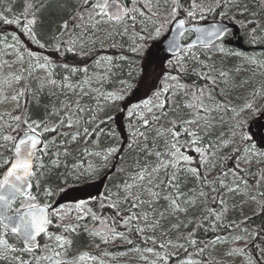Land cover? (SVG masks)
<instances>
[{
    "label": "rangeland",
    "instance_id": "obj_1",
    "mask_svg": "<svg viewBox=\"0 0 264 264\" xmlns=\"http://www.w3.org/2000/svg\"><path fill=\"white\" fill-rule=\"evenodd\" d=\"M16 1L17 0H12V3H15ZM123 1L124 3H128V0ZM201 1L202 5L206 4V0ZM31 3H33L36 9L41 5L40 0H32ZM80 7H83V1ZM138 7L144 12L143 16L137 13L135 22L129 21L128 23H121L119 25L113 23H101L96 24L93 27V22L89 19L88 9L85 10L87 14H81L84 16L83 20H81L80 17L73 19L71 26L68 25L66 33L62 32V36H66L68 39L66 43L63 44V47H66V49L71 51L72 54H77L75 55L77 57H75L76 59H74L73 62L69 61L65 63L60 59L58 60V46L46 47L42 53L30 51L33 53V56L30 57L28 55V44L20 35H18L17 31L12 30L2 35L0 37V53L7 52V54H0V62L7 61L8 63L3 64V67L0 68V133L10 134L11 132H15V134H18L19 128H17V124L12 122L11 127H9V122L11 117L18 116V114L23 111V108L21 107L22 101L20 96L18 100H13L12 96L20 90L25 78L32 82L36 89L41 94H44L48 100L53 101L55 107L60 106L63 112H66L68 109L62 106L78 102L81 104L80 107L84 109V112L90 114L89 119H86L84 123H82V131L77 140H70L69 144L72 145V147H78L81 140L88 135L84 133V129H88L89 125L95 123L104 115L115 113V118L120 127H122L125 120L124 117H126V110L123 109V105L127 101L128 95L134 94V96H140L143 93V89L137 85L140 78H142V73H140L141 71L138 73L135 62L140 59L139 67H142V60L145 62L152 60L155 63L157 61L165 60V54L160 52V50L162 49L163 41L170 33L168 29L172 26L165 25L162 34L159 37H156L154 33H152L154 20L156 18L152 17L151 13H149L144 7L143 0H138ZM157 10L162 13L163 11L169 10V6L165 5L163 0H161V3L157 6ZM225 12L226 15H221V13H219L216 20H205L206 16L204 15L203 19H200L197 16L195 19L190 18L188 22V24L196 25L218 21L233 25L238 31L234 34H230L229 37L226 38V41L224 40V52L218 51L215 47L206 52L207 55L203 57H201L199 52L194 50H187L184 54L178 56L183 62L187 59L185 62L186 67L182 71L183 73H190L191 71L192 76H199L209 82L211 80L205 79L203 75V73H208V70L204 71L194 68V62H197L192 59V52H195L199 61L207 63L212 68L210 73L216 75V77L211 75L216 81L215 84H213V87H216L219 84L223 98L226 100L223 103L217 102L215 99L212 100L207 98L205 100L206 104L210 107H216V105L221 106L219 110L214 111L211 114L212 117H214V127L209 131V134H202L201 147L208 144L212 145V148L209 149V151L212 152L213 155L205 158L208 162L202 163L201 155L196 151L188 153L192 158L191 168L199 170L200 167L209 166L213 174H216L222 169L224 159H226L229 153L236 151L235 148L237 147L236 149H238V146L244 145L241 152L239 151L242 163H244L242 157L245 155L243 151L245 144H248L249 147L254 145V151L264 152V122L262 121V118H264V0H229L222 13ZM181 17L182 16H180V18ZM243 19H246L247 21V28L246 24L242 23ZM250 19L253 21H249ZM249 26L256 28V32L255 36H253L252 30H248L251 31V33L250 35L248 34V37L246 38L245 36L247 34L246 32H248L247 29ZM125 29H127V31H125ZM13 34L20 39L22 46L17 45V48L23 54V60L16 63H13V61L16 60L15 52L13 49L6 47L7 44L15 43L12 39ZM150 34L152 38H149ZM141 36L144 37L143 40L141 39ZM5 37H7V40H5ZM192 37V34L186 35L184 42H189ZM73 41L75 43H72ZM234 41H237L239 46H243L244 42H246L251 49L248 51L241 48L238 49L233 45ZM132 47H137L139 50L134 53L130 51ZM109 51H112L114 55L109 54ZM141 51L145 54L139 55ZM87 52L98 53L96 59L90 64V67L86 62L80 60V58L84 56L83 54ZM153 54L155 55L153 56ZM209 56H211V59H208ZM44 58H47L50 62L51 75H49V70L37 67L38 62H45ZM126 64L129 67L126 66ZM151 64L158 66L157 63L154 64L151 62ZM58 68H60V70H58ZM72 69H76V71H72ZM29 71L31 74H29ZM220 71L226 72L227 77H220ZM10 73L20 74L22 78L17 82L9 76ZM176 77H178L179 84L185 86L181 76L176 75ZM50 79L55 80L56 83L49 84L48 81ZM42 83L44 85L43 87H41ZM168 83L176 84L177 82L168 81ZM61 85L65 86L61 87ZM126 85H130V87H126ZM186 89L188 95H186L185 91L180 88L173 89L175 95H172L171 93L166 94V96H169L171 106L173 107L171 110L173 120L177 119L181 121L192 118V109L185 106L186 102L191 97L188 87H186ZM124 92H126V94ZM254 92L259 93L255 98H253ZM114 93L122 94L123 99H110L109 94ZM207 93H209V91H205L206 95ZM149 99V97L143 96L139 99L141 100L139 103L132 104L130 107V110L134 109L137 113L131 117L136 121L135 131L137 133L139 146L137 150L133 152V163L130 167L127 178H125V182L129 180L130 175L135 173L143 165L145 159H147L149 163L155 160L154 155L146 158L143 149L147 147L153 153L162 150L166 147L165 140L170 135L165 133L162 137L157 136L158 130L163 132L164 129L167 128L161 126L157 120H152L153 115L156 117L158 116V112L155 108H153L151 113L143 107L136 108L137 105L142 106L143 102ZM164 99L165 96L162 95L160 100ZM253 99L259 110L249 109L243 113V116L246 117L244 130L251 137V140L247 142L240 141L237 136L232 143H229L227 146H222V140L230 139L229 128L233 117H231V115H234L233 110L239 109L246 102L253 101ZM153 101L155 102V99ZM170 101L168 102L169 106ZM127 116L131 118L129 115ZM143 118L149 119V126L147 128L143 126ZM13 128H17V131H12ZM106 131V145H108L113 138H116V136L113 132L111 133L109 129H106ZM138 132H144L145 136H139ZM0 143H3V141H0ZM154 144L155 147H153ZM63 146L64 143H61L59 147H52V150L54 151L53 160L57 159V154H59V163L67 157L64 152L65 149H67L68 152V148ZM58 148H60V150ZM110 148H115L116 151L109 155L108 149ZM3 151V149H0V152ZM120 152L121 147L119 146L105 147L104 150L98 151L100 155V161L98 162H101L98 166V164L95 163L96 156H98L97 153L93 152V150L84 149L82 156L77 158L73 165L69 166L67 169V173L76 182V186L68 189L65 194L67 195V198H69L64 204L55 209L63 214V219H58L55 216L57 221L62 222L66 220L69 214H72V216L76 218L77 215H86L85 213H79L75 208V205L80 202H85L87 208L91 209L92 214L99 215L102 203L104 202L103 193L106 188V181L110 178L113 172L110 161L113 158H120ZM106 155L107 159L104 158ZM251 163L258 164L260 173L262 171V174H264V155L253 156L251 158ZM197 164H199L200 167H197ZM89 165H92L91 170H88ZM4 169L6 170V166L0 167V171ZM102 172H104L105 175L103 174L99 176ZM169 172H171V169H169ZM253 176L255 175L253 174ZM159 179H165L164 172L160 173ZM183 179L184 181L181 185V191L184 193L192 195L194 192L198 193L201 189L205 191V186L201 185L200 181L194 174L190 172L184 173ZM232 182L233 181L225 182V184L231 186ZM255 182L256 181H254V183H248L247 192L244 191V184L242 182L240 192L227 193L226 189L222 188L224 190L226 203L232 208H240L242 204L249 200V194L254 196L253 193L256 192L257 195L255 197L257 199L258 196H261V193L254 190L256 186ZM164 203L165 202L162 201L161 205ZM43 204L54 206L49 204L48 197H45ZM18 206L19 204L17 203L14 207ZM144 207L145 211H147V206ZM182 207H187L188 210L186 213L177 212L168 216L167 219L160 220V223L155 230L151 227H146L144 221H141L142 225L139 228H144L143 232L146 233V236H148L149 241L152 243V246L149 247L153 249L151 252L147 250L149 248H125L111 253V249L114 246L113 241L122 240L126 243L127 239L124 236L118 235L113 238L114 240L112 241L111 237L102 231L100 232L101 235L91 233L89 238L98 247L107 249L106 251H100L98 254H81L72 261L62 260L53 255V252L58 250L56 247V241L53 240L54 246L50 248L49 251L51 253L47 256L36 257L33 264H52V261L45 259L44 257H53L55 260H60L62 264H169V258L167 257L165 250L171 249L175 252L174 256H181L185 252V249L187 250L190 246V243L185 240V237H187L186 231L195 228L197 220H205V217L208 215L205 214L208 209L205 203V197H199L194 206L182 205ZM159 210L160 209H158V211ZM153 218L154 215L150 212L149 222H151ZM174 224H179L180 227H172ZM184 225H187V227ZM101 236H103L107 242H105V239H102ZM236 236L242 237L241 235L230 234L227 237H222L216 241L207 252V261L211 263L213 262L214 264H256L249 256L242 254L241 252L232 251L233 245L239 241L234 239ZM6 238L9 244L14 246L9 240L11 234ZM169 241H171V244L168 243ZM161 243L165 245L164 248L160 247ZM178 245H183V247H178ZM155 247H157V249ZM230 252L231 254L229 255ZM14 255H19L23 260L28 261L27 252H17ZM80 257H83V259L81 260ZM187 261H191L192 264H206L201 260L191 258H182L181 260H178L177 263L170 261V264H186ZM0 263L18 264L14 259H0Z\"/></svg>",
    "mask_w": 264,
    "mask_h": 264
},
{
    "label": "snow or ice",
    "instance_id": "obj_2",
    "mask_svg": "<svg viewBox=\"0 0 264 264\" xmlns=\"http://www.w3.org/2000/svg\"><path fill=\"white\" fill-rule=\"evenodd\" d=\"M86 5H90L88 8L89 19L93 22V27L96 24L101 23H113L119 25L121 23H128L129 21L135 22L137 18V13L143 16L144 12L138 7V0H128V3H118V0H84ZM144 7L151 13L152 17H155L154 27L152 33L156 37H159L165 29V25L175 26L176 35L169 40L168 51L177 52L182 51L184 48L192 51L196 48L197 44L208 46L212 44L213 41L218 43L214 46L218 51L224 52V38L228 35V28L223 24H214L211 28L203 27H192L187 28L186 25L189 22V18L195 19L199 15L200 19L204 18V6L197 5L195 0L192 2L191 10L186 11V18H180V11L186 9V6L180 3V0H163L165 5L169 6V10L161 11L157 10V6L161 3V0H143ZM43 6V5H41ZM215 6L217 8L226 7V0H215ZM197 8L200 9L199 13ZM10 11V10H9ZM36 9L33 3L30 0H25L24 11L21 16H13L9 19L7 16L0 14V22L4 24H15L21 28V31L29 36L33 41H35L41 48L45 47L44 44H41L36 37L35 25H36ZM208 11H213L212 8H209ZM221 15H226L221 13ZM80 19L83 20L84 16L81 15ZM63 28L67 30L68 25L65 23ZM127 31V29H125ZM169 32L172 31V28L169 27ZM187 32L197 33L196 39L191 43L182 45L180 40L185 36ZM256 28L252 29L253 36H255ZM55 38V37H54ZM149 38H152L151 34ZM13 44H7V48L13 49L16 55V60L13 63L23 60V54L18 50L17 45H21L20 39L18 36L13 34L12 36ZM143 40L144 37L141 36ZM7 40V37H5ZM72 43H75L74 41ZM22 46V45H21ZM142 47V46H141ZM57 50H59L57 48ZM139 49L137 47H132L130 51L137 52ZM0 54L6 55L7 52H2ZM28 55L31 57L33 53L28 52ZM238 55V54H237ZM110 59V58H108ZM192 59L197 63L202 65V68L207 69L208 73L212 71V68L205 62L199 61L196 57L195 52H192ZM211 59V56L208 57ZM44 63H37V67L41 69L49 70L50 72V62L47 58H44ZM177 64H180L181 69H183V61L178 57ZM8 63L7 61L0 62V68L3 67V64ZM175 67V66H173ZM76 71V69H72ZM86 71V69H85ZM208 73H203L205 79H209L215 84V78H213ZM29 74L31 72L29 71ZM13 79L17 82L20 81L22 76L17 73H10ZM220 77H227V73L224 71L219 72ZM67 79V78H65ZM164 83L163 87L157 90L154 93L155 102L152 99L145 100L143 105H137L136 108L143 107L149 113L152 112L153 108L161 110L162 115H166L163 111L166 107L167 96L166 94L171 93L175 95L173 89L180 88L185 91V94L188 95L186 86L180 85L178 82V77L167 75L163 78ZM168 81H176V84H169ZM49 84H55V80H49ZM123 83V82H122ZM43 83L41 87H43ZM65 85H61L64 87ZM130 87V85H126ZM24 95V90L21 89L16 94L12 96L13 100H18L19 96ZM164 95L165 99L160 100V97ZM205 90L198 89L196 92L191 94L190 99L186 102V107L192 109V118L184 119L180 121L178 125L176 121L171 122V127L164 129L163 132L157 131V136H164L165 133L170 134L169 137L165 140L166 147L162 150L155 151L154 153L149 150L147 147L143 149L145 152V157L154 155L155 160L151 163L145 159L143 165L132 175H130L129 180L126 181L123 185L120 195L122 196V202L124 204L130 205L131 209L141 208L147 206V211L142 213H133L128 215L123 224L127 226L133 220H143L146 227H151L153 230L159 225L160 220L167 219L168 216H171L177 212H187V207H182V205L194 206L196 200L199 197H206L208 194L204 190H200L198 193L194 192L192 195H188L181 191V176L184 173L190 172L194 174L197 179L201 181L204 186H207L209 183L218 184L220 188L226 189L227 193L240 192L241 191V182L244 184V191L247 192L248 182L242 179L243 169L240 168L239 162L237 163L236 169L233 170V182L229 186L225 184L224 180H214L209 182L205 176H203L196 168L188 167L191 164V157L183 152L182 148H193L194 151L201 155L202 163H207L205 159L207 156L213 155L209 149L212 148L211 144L204 145L201 147L202 134L207 135L209 131L214 127V117H212V112L220 109V105L216 107H210L205 102ZM259 95V93L254 92L253 98ZM109 98L123 99V95L120 93L109 94ZM207 98L212 99L211 93H207ZM6 99V97H5ZM66 107L68 110L64 113V118L60 120L59 126H66L72 128L75 123H78V120H75L74 117L76 113L71 111L72 105L62 106ZM254 109L259 110L258 106L253 101L246 102L239 109H234V115L232 117V123L230 124L229 133L230 139L222 140V146H227L229 143H232L235 138L238 136L240 141H250L251 137L244 130V124L246 123V117L243 116V113L246 110ZM77 112H83L84 109L79 107V104L76 105ZM55 112V110H54ZM55 114H59L55 112ZM135 110H130L128 115L131 117L136 115ZM111 119V117H109ZM153 120L159 119V117L152 116ZM15 122L17 128H19L21 136H12L10 134L0 133V149L11 151V157H3L2 152H0V167L6 166V171L0 175V259L10 260L14 259L18 264H28V261H25L19 255H14L17 252H29L33 251L34 247H37L36 244L37 237L40 234H44L48 237L49 240L56 241V247L61 251H54L55 257H60L62 252L65 250L66 246L71 245V240L68 239L65 235L59 234L54 235L50 234L47 231L48 226L52 223V216H56L58 219H63L62 212L58 210H53L51 214L48 212L49 205L40 206L37 203V198L32 194L33 181H36V187H39V177L38 173L41 175L43 172L41 170L45 169V164L42 157L47 155L48 142L43 141L40 137L44 132H55L57 130L56 126L49 127L47 122L39 121H29L23 116L11 117L9 122V127L11 123ZM143 126L147 128L149 126V119H142ZM23 125L24 127H20ZM180 127L181 130H177ZM17 128H13L12 131H17ZM39 130V131H38ZM88 129H84V133L88 134ZM139 136L144 137V132H138ZM80 136V132L77 131L75 134H72L70 139L71 141L77 140ZM182 136H187L188 139L181 141ZM146 139V137H145ZM42 147H38L41 146ZM155 147V144L153 145ZM254 145L251 147L248 144H245L243 149L245 155L242 157L244 163H251V158L253 156L264 155V152L254 151ZM115 148L108 149V154L115 152ZM241 151L237 149V153ZM39 153V155H38ZM65 155L68 154L67 149L64 152ZM57 154V159L51 161L53 167H59V158ZM99 155V153H97ZM107 159V155L104 157ZM92 169V165H89L88 170ZM169 169L172 171L169 172ZM85 170V171H88ZM165 173V179H159L160 173ZM222 175L227 176L228 173H222ZM259 184V181H257ZM213 192L217 193L216 197H213V201L219 199L221 205H225V199L220 195V192L216 187L212 188ZM45 197H51L56 194V189L53 187H47L43 190ZM264 195V193H261ZM249 199L255 201L256 197L249 194ZM165 202L161 205V202ZM19 204L18 207L14 205ZM112 207L119 209L120 202L113 203ZM75 208L79 213L89 214L91 209L87 208L85 202H80L75 205ZM158 209H160L158 211ZM227 211V207H223L221 211L217 212L215 209H207V216H211L215 221H220L222 215ZM154 215V218L149 222V213ZM119 214V212H118ZM83 215H77V220H82ZM92 219H99L92 214ZM187 227V225H184ZM239 227V225H236ZM78 224H67L63 225V231L65 233L75 232ZM174 228H179V224L172 225ZM140 232L144 231V228L137 229ZM114 235H122L115 233V229H111ZM12 234L19 237L24 242V247L17 249L16 247L9 244L7 236ZM95 235H101L100 232H94ZM193 234L189 233L188 237H185L190 244L195 245L197 242L195 239H191ZM102 239H105L101 236ZM219 240V238H217ZM234 239L240 240L242 237L236 236ZM105 242L107 240L105 239ZM131 241H129L130 243ZM223 242V241H221ZM171 244V241L168 242ZM215 243V241L213 242ZM48 248V245H45ZM161 248H164L163 243L160 244ZM178 247H183V245H178ZM149 252L153 249H147ZM185 251H187L185 249ZM203 251V249H201ZM233 252L239 251L238 249H233ZM13 254V255H10ZM231 252L229 253V255ZM52 261V264H62L60 260H55L53 257H44ZM82 260L83 257H80ZM186 264H192L191 261H187Z\"/></svg>",
    "mask_w": 264,
    "mask_h": 264
},
{
    "label": "trees",
    "instance_id": "obj_3",
    "mask_svg": "<svg viewBox=\"0 0 264 264\" xmlns=\"http://www.w3.org/2000/svg\"><path fill=\"white\" fill-rule=\"evenodd\" d=\"M31 1L32 0H30V2ZM82 1L83 7H80ZM40 2L43 6L40 5L38 11L36 12L37 22L35 25V33L39 42L41 44H44L45 47L41 48L29 36L24 34L21 31V28L15 24L9 25L0 22V37L12 30H15L17 31L18 35H20L27 42L28 52L34 51L37 53H42L43 50L46 49V47L58 46V60L60 59L65 63L69 61L73 62L74 59H76L75 57L77 56L75 55L77 54L74 55L71 53V51H68L66 47H63V44H65L68 40L66 36H62V32L66 33L63 25L67 23V25L71 26L73 19L78 18L81 14L86 13L85 10L88 9L90 5L84 4V0H40ZM192 2L193 0H180V3L186 6V9L180 11V16L186 18V11L191 10ZM195 2L197 5H202L201 0H195ZM228 2L229 0H226V4ZM24 4L25 0H17L15 3H12V0H0V14L7 16L9 19L13 18V16H21L24 11ZM203 6L204 15L206 16L205 20H216L218 14L222 13L225 9V7L223 6L217 8L215 6V0H206V4ZM209 8H212L213 11H208ZM199 11L200 9L197 8L198 13ZM197 16L199 17V15ZM249 21L253 20L250 19ZM242 23H245L247 28L246 19H243ZM252 29L253 27L249 26L247 31ZM246 33L247 34L245 37L247 38V35H250L251 31H248ZM241 47H243V49H248L249 45L244 42V45H241ZM212 48H215V46L210 48L199 47L193 50L199 52L201 57H203L206 56V52L210 51ZM108 53L114 55L112 51H109ZM141 54L145 53L141 51L139 55ZM83 55L84 56H82L80 60L86 62L90 67V64L94 59H96L98 53L87 52ZM154 55L155 54H153V56ZM164 57L165 60L156 62L158 66L152 65L151 62L156 64L152 60H148L146 62L142 60V67H139L140 59L135 62L138 73L139 71H141L140 73H142V78H140L137 85H139L141 89H143V93L140 96H134V94L128 95L127 101L123 105V109L126 110V117H124L125 120L123 122V126L120 127L117 119L115 118V113L104 115L95 123L88 126V135H86V137L81 140L78 147H72V145L69 144L71 140L70 137L77 131H82V123H84L86 119H89L90 114H86L84 111L77 112L76 105L78 102L70 103V105H72L71 111L73 113H76L74 119L78 120V123H75L72 128L59 126L60 120L64 118L65 112L61 110L60 106L55 107L53 105V101L48 100L44 94H41L32 82H30L26 78L24 79L20 88V90H24V95L20 96V99L22 101L21 107L23 108V111L18 114V116H23L29 121H46L49 127L56 126L57 128L55 132H44L41 136L43 138V141L48 142V154L42 157L46 167L44 170H41L43 172L42 175L38 173L39 187H36V181H33L32 194L36 196L37 203L39 205L44 203L45 195L43 190L47 187H53L56 189V194L48 197L50 205H55L60 200L63 204L64 202H66L69 197L67 198V195L65 193L69 188L76 186V182L67 173V169L69 166L73 165L77 158L82 156L84 149L93 150V152L98 153V151L104 150L105 147H121L120 158H113L110 161L113 172L110 178H108L106 181V188L103 193L104 202L102 203L100 213L99 215H95L99 219L93 220L92 213L84 215V218L82 220H77L76 217L72 216V214H69L68 218L62 222L57 221L54 215L52 216V224L48 233L54 235L63 234L72 242L71 245L66 246L65 250L59 257L60 259L72 261L81 254H98V252L100 251H106L107 249L100 248L95 245L89 238V235L94 232L103 231L109 237H111L113 241V238L118 236L112 233L111 229L113 228L115 229V233L122 234L121 236L126 237L127 242L124 243L122 240L113 241L114 246L111 249V253L123 250L125 248L141 249L149 248L152 246V243L149 241L146 233L137 230L142 225V219L133 220L128 223L127 226H125L122 222L127 218L128 215H131L133 213H142L145 211V207L130 210V205L124 204L122 202V196L120 195L125 182V178H127L130 167L133 163V152H135L139 146L137 133L135 131L136 121L133 117L129 118L127 116L130 107L132 106V104L139 103L141 101L139 99L143 96L149 97L150 99L154 100V93L163 87V78L164 76H167L169 74L172 76H181V79L184 85L188 87L190 94L196 92L198 89H204L205 91H209L211 93L212 100L215 99L217 102L222 103L226 101L225 98H223V94L219 84L216 87H213V83L211 81L207 82V80H204L199 76H192L191 71L190 73L182 72L186 67L185 62L187 61V59L183 62V69H181L180 64H177L176 62L177 57ZM194 64V68H197L198 70H207L204 68L202 69L200 63L197 64L194 62ZM126 66L128 65L126 64ZM58 70H60V68H58ZM209 74L214 75L212 73ZM214 77H216V75H214ZM124 93L126 94V92ZM167 97V104L165 109H163L166 115H162L161 110L155 108L158 112L157 117H159V119H157V122L160 123V125L164 128H170L172 126V121H176L178 125L180 122L177 119L173 120V114L171 113L173 107L171 106L169 96ZM204 99H207V95H205ZM169 101L170 106L168 105ZM78 104L80 107L81 104ZM54 110L59 114H55ZM232 116L233 114L231 115V117ZM109 117H111V119H109ZM20 127L24 126L21 125ZM106 129H109V131L111 133L113 132V134L116 136V138H113V140L110 141L108 145H106ZM177 130H181L180 127H178ZM21 134L22 133H20V131H18V134H15V132L10 133V135L17 137H19ZM185 139H188V137H181L182 142ZM61 143H64L65 148H68V154L67 157L59 163V167H53L51 165V161L54 158V151L52 150V147H59ZM243 146H238V149L241 150ZM236 148V151H233L227 155L226 159H224L222 163V169L219 170L216 174H213L209 166H204L201 168L199 164H197L196 166L200 167L198 172L205 176L209 182L217 179L224 180V182H231L234 179L233 170L236 169L237 163L239 162L240 168L244 170L242 173V179L246 180L248 183H254V181H256L254 190L259 191L260 193H264V174H262V171L260 173L258 164L242 163L241 156L239 155V153H237ZM58 149L60 150V148ZM181 150L186 154L192 153L194 151L193 148L187 147L182 148ZM2 155L3 157H11L12 152L4 150L2 152ZM95 161V163H97L99 166L101 163L98 162L100 161V155L96 156ZM188 167H192V165L190 164ZM4 171L5 169L1 170L0 175H2ZM222 173H228V175L225 176L222 175ZM103 174L105 175V173L102 172L101 174H99V176ZM253 174L255 176H253ZM183 181L184 179L182 174L181 185L183 184ZM257 181H259V184H257ZM201 185L203 184L201 183ZM213 187H216L220 192V195L225 199L224 190L220 188L218 184L214 185L209 183L204 187L205 192L208 194L205 197L206 206L208 207V209H215L217 212L221 211V209L226 206L227 211L223 213L222 219L220 221H215L211 216H208V218L205 220L198 219L195 228L186 231V236L188 237L189 233H192L193 235L191 236V239H195L197 243L195 245L190 244L187 251H185L181 256H174L175 252L173 250L166 249L165 252L167 257L169 258V264L170 261L173 263H177L178 260H181L182 258L197 259L205 262L206 264H214L213 262H208L206 259L208 250L214 244V241H218L217 238L221 239L222 237H227L230 234L241 235L243 237L242 240L237 241L233 245L232 249H238L239 251L237 252H241L242 254L249 256L254 260L256 264H264V195L258 196L255 201H251L250 199L247 200L244 204L241 205L240 208H232L227 203L225 205H221L219 199H216L215 202L213 201V197L217 196V193L212 191ZM253 195L256 196L257 192L253 193ZM117 202H120L119 209L112 207V204ZM205 214H207V212H205ZM67 224H78L79 227H77L75 232L65 233L63 231V225ZM236 225H239V227H237ZM9 240L17 248L24 247L23 242L17 236L11 234V238ZM129 241L131 242L129 243ZM45 245H48V248H46ZM53 246V240H49L46 235L42 237L39 247L33 249L31 253L27 252L28 264H33L35 258L38 256L41 257L50 254V248H52ZM155 248L157 249V247ZM201 249H203V251H201ZM56 251L61 250L58 249Z\"/></svg>",
    "mask_w": 264,
    "mask_h": 264
},
{
    "label": "water",
    "instance_id": "obj_4",
    "mask_svg": "<svg viewBox=\"0 0 264 264\" xmlns=\"http://www.w3.org/2000/svg\"><path fill=\"white\" fill-rule=\"evenodd\" d=\"M118 3H122V2H120V1H118ZM214 24H223V25H225V26H227V28H228V33H230V32H232V31H234L235 30V28L233 27V26H230V25H228V24H225V23H221V22H213V23H208V24H205V25H190V26H188V25H186V27L187 28H192V27H203V28H211L212 27V25H214ZM187 33H192L193 35H194V37H193V39L190 41V42H188V43H191L193 40H195L196 39V36H197V33H195V32H187ZM187 33H185V35L187 34ZM174 35H176V31H175V26H174V24H173V26H172V31L170 32V34H169V36L163 41V43H162V49L160 50V52H162V53H164V54H166V55H169V56H178V55H180L181 53H183L184 51H186V50H188V49H186V48H184L182 51H177V52H170V51H168V43H169V40H171L172 39V37L174 36ZM185 37V36H184ZM183 37V38H184ZM183 38L180 40V43L182 44V45H186V44H188V43H186V44H184L183 43ZM217 43V41H213V43L212 44H209L208 46H204V45H201V44H197V46H196V48L197 47H210V46H212V45H214V44H216ZM262 121L264 122V118H262ZM41 139H42V137H40ZM43 140V139H42ZM42 146V145H41ZM41 146H38V147H41ZM6 171V170H5ZM32 190H33V188H32ZM61 204V201L59 202V205ZM15 206V205H14ZM40 206H44V205H40ZM55 208H48V212H49V214H51V211L52 210H54ZM52 218V217H51ZM52 224V223H51ZM51 224L48 226V228H47V231H49V228H50V226H51ZM44 236V234H40L38 237H37V240H36V244L39 246V243H40V239L42 238ZM22 241V240H21ZM23 242V241H22ZM23 244H24V242H23ZM37 246V247H38ZM37 247H34L33 249H35V248H37Z\"/></svg>",
    "mask_w": 264,
    "mask_h": 264
}]
</instances>
